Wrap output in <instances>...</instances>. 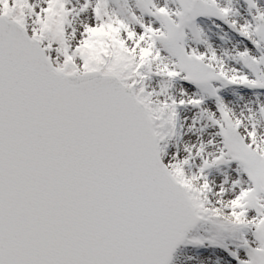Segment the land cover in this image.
<instances>
[{
	"label": "snow or ice",
	"instance_id": "snow-or-ice-1",
	"mask_svg": "<svg viewBox=\"0 0 264 264\" xmlns=\"http://www.w3.org/2000/svg\"><path fill=\"white\" fill-rule=\"evenodd\" d=\"M0 264H264V0H0Z\"/></svg>",
	"mask_w": 264,
	"mask_h": 264
}]
</instances>
